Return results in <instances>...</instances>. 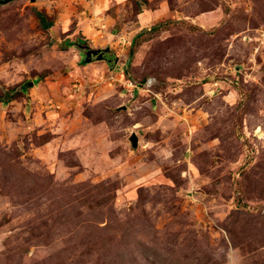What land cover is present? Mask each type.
I'll return each instance as SVG.
<instances>
[{
	"label": "rangeland",
	"instance_id": "1",
	"mask_svg": "<svg viewBox=\"0 0 264 264\" xmlns=\"http://www.w3.org/2000/svg\"><path fill=\"white\" fill-rule=\"evenodd\" d=\"M0 264H264V0H0Z\"/></svg>",
	"mask_w": 264,
	"mask_h": 264
},
{
	"label": "water",
	"instance_id": "2",
	"mask_svg": "<svg viewBox=\"0 0 264 264\" xmlns=\"http://www.w3.org/2000/svg\"><path fill=\"white\" fill-rule=\"evenodd\" d=\"M1 1H5L8 2L10 0H1ZM107 49H91L89 48L87 51V56H86V61L91 62L93 60V56L95 55L98 59H104L105 60V51ZM134 145L136 146L138 144V138L136 136V134H133V139H132Z\"/></svg>",
	"mask_w": 264,
	"mask_h": 264
},
{
	"label": "trees",
	"instance_id": "3",
	"mask_svg": "<svg viewBox=\"0 0 264 264\" xmlns=\"http://www.w3.org/2000/svg\"><path fill=\"white\" fill-rule=\"evenodd\" d=\"M36 14L39 17L43 28L48 29L52 27L53 21L49 20L44 12L36 10Z\"/></svg>",
	"mask_w": 264,
	"mask_h": 264
},
{
	"label": "flooded vegetation",
	"instance_id": "4",
	"mask_svg": "<svg viewBox=\"0 0 264 264\" xmlns=\"http://www.w3.org/2000/svg\"><path fill=\"white\" fill-rule=\"evenodd\" d=\"M93 58H95V55L93 56ZM105 58L110 59V57H109V55L107 53L105 54Z\"/></svg>",
	"mask_w": 264,
	"mask_h": 264
},
{
	"label": "built area",
	"instance_id": "5",
	"mask_svg": "<svg viewBox=\"0 0 264 264\" xmlns=\"http://www.w3.org/2000/svg\"><path fill=\"white\" fill-rule=\"evenodd\" d=\"M148 83H152V81L149 79V80H148Z\"/></svg>",
	"mask_w": 264,
	"mask_h": 264
}]
</instances>
